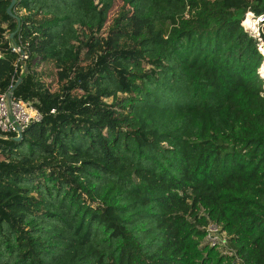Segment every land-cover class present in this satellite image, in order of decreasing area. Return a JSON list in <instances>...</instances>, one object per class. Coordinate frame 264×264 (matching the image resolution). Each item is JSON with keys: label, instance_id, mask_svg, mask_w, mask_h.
Listing matches in <instances>:
<instances>
[{"label": "trees", "instance_id": "obj_1", "mask_svg": "<svg viewBox=\"0 0 264 264\" xmlns=\"http://www.w3.org/2000/svg\"><path fill=\"white\" fill-rule=\"evenodd\" d=\"M11 1L0 92L19 43L20 87L32 81L44 109L60 94L31 60L52 63L69 97L82 77L95 102L52 118L62 101L0 139V264H264V59L241 25L264 0H123L110 26L124 54L96 70L77 43L116 0H15L13 15ZM128 13L144 30L129 31ZM211 223L231 252L205 241Z\"/></svg>", "mask_w": 264, "mask_h": 264}, {"label": "rangeland", "instance_id": "obj_2", "mask_svg": "<svg viewBox=\"0 0 264 264\" xmlns=\"http://www.w3.org/2000/svg\"><path fill=\"white\" fill-rule=\"evenodd\" d=\"M123 0H116L115 3L112 6H109L106 8V15H107V23L106 26L99 32H95L93 34V38L90 39L89 47L87 48V45L84 43H77L79 53L85 54V52L91 53V55H87V57L84 60V63L82 66L89 65L92 69H99L103 65H106L110 59V57L114 53H123L125 50L124 45V39H121L119 36V31H112L110 26L113 23V20L115 17H117L120 14V11L123 8ZM126 6L124 8V12L127 11ZM129 19L131 24L129 26V31L132 34H137L138 32H141L144 30V28L147 26V20L146 19H139L135 17L132 13H128L126 20ZM11 20H3L0 17V32L7 35L10 31V24ZM113 25V24H112ZM15 32L11 33V36ZM165 39V36L160 31H156L152 37V41L158 43L160 41H163ZM99 47V49H98ZM87 48V49H86ZM90 48V49H89ZM1 52V51H0ZM124 54V53H123ZM134 55V54H132ZM264 59V58H263ZM29 65H31L30 73L32 71L36 73H42L40 75L41 81L45 84V88L49 89L51 92L56 91L59 92V96L56 97L51 101L49 104V108L52 106H56L64 101L63 109L56 110V114H54L53 117H60V116H72V109L76 107H81L82 105H88L95 102V97L91 94L89 89L83 84L82 77L79 79L80 86L72 91L73 96L69 97L68 95V88L63 89L60 91L59 88V82H58V76L56 75L55 67L52 63H47L45 65L39 64L38 62L31 60L28 62ZM261 66L258 69V72L261 73L260 70ZM87 69V68H86ZM27 62H23L22 66L18 68V74L15 79L17 80L18 77L22 76L23 81V75L25 72H27ZM121 73V72H120ZM121 78L123 81H125L123 73H121ZM14 81V83H15ZM21 81V82H22ZM17 87L19 89L17 90V96H20L22 98L25 97V99H29L30 102H33L34 105L42 110L45 114L48 111V109H44V107H47L48 103L45 102L44 94H42V91H39L31 82L24 81V83L20 84ZM14 85V84H13ZM264 85V84H263ZM224 236L227 237L226 234ZM232 250L229 247V244L227 247L223 249V252L229 253Z\"/></svg>", "mask_w": 264, "mask_h": 264}, {"label": "built area", "instance_id": "obj_3", "mask_svg": "<svg viewBox=\"0 0 264 264\" xmlns=\"http://www.w3.org/2000/svg\"><path fill=\"white\" fill-rule=\"evenodd\" d=\"M241 25L244 31L256 41L257 49L264 54V13L256 14L252 10H247L241 19ZM8 47L18 55V58L7 91L0 92V139L19 137L20 131L23 132L31 123L42 120L44 116L33 102L16 96L14 91L8 103L6 94L14 84L18 68L22 66L28 56L22 44L10 43ZM49 111L55 113L56 110L51 108ZM206 231L205 241L207 243L221 249L227 247L228 237L224 236L226 233L221 230L219 225L211 223L206 227Z\"/></svg>", "mask_w": 264, "mask_h": 264}, {"label": "water", "instance_id": "obj_4", "mask_svg": "<svg viewBox=\"0 0 264 264\" xmlns=\"http://www.w3.org/2000/svg\"><path fill=\"white\" fill-rule=\"evenodd\" d=\"M14 3H15V0H12L11 3H10V5H9L8 8H7L8 13H10L11 15H13V14H12V11H11V8L13 7ZM21 81H22V77H18L17 80L15 81L14 85L12 86V88L7 92L6 97H7V101H8V103H9V101H10V99H11V94H12V92L16 89V87L19 85V83H20ZM21 136H22V132L20 131V132H19V137L15 138V139H18V138H20Z\"/></svg>", "mask_w": 264, "mask_h": 264}, {"label": "bare ground", "instance_id": "obj_5", "mask_svg": "<svg viewBox=\"0 0 264 264\" xmlns=\"http://www.w3.org/2000/svg\"><path fill=\"white\" fill-rule=\"evenodd\" d=\"M261 74L264 75V65L261 67Z\"/></svg>", "mask_w": 264, "mask_h": 264}, {"label": "clouds", "instance_id": "obj_6", "mask_svg": "<svg viewBox=\"0 0 264 264\" xmlns=\"http://www.w3.org/2000/svg\"><path fill=\"white\" fill-rule=\"evenodd\" d=\"M262 55H263V58H264V54L262 53Z\"/></svg>", "mask_w": 264, "mask_h": 264}]
</instances>
